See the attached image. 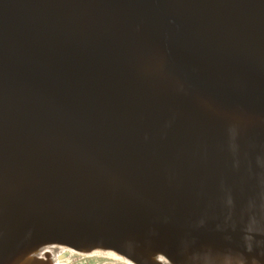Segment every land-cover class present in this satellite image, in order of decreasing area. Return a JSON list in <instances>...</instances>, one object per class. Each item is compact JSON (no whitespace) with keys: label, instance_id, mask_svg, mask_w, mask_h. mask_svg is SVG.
Masks as SVG:
<instances>
[{"label":"water","instance_id":"water-1","mask_svg":"<svg viewBox=\"0 0 264 264\" xmlns=\"http://www.w3.org/2000/svg\"><path fill=\"white\" fill-rule=\"evenodd\" d=\"M0 126V264L264 263V0H0Z\"/></svg>","mask_w":264,"mask_h":264},{"label":"bare ground","instance_id":"bare-ground-1","mask_svg":"<svg viewBox=\"0 0 264 264\" xmlns=\"http://www.w3.org/2000/svg\"><path fill=\"white\" fill-rule=\"evenodd\" d=\"M212 16H217V13H211ZM228 22H221V21H215L212 25H210L209 30H211V32H215V34L219 33H223L221 30H223L224 28H227ZM235 26H237L234 23ZM238 39V38H237ZM110 64H112V62H109ZM109 63L104 64L101 66V69H103L105 66H107ZM114 63V61H113ZM109 64V65H110ZM110 67V66H108ZM106 107V106H105ZM112 110H117L116 108H114L113 106H108L107 110L109 113ZM105 112L102 111V117H104ZM100 120H104L105 122H107L106 119H101ZM90 125L94 123V125L92 126L93 128L96 126L97 124V120L91 119L89 121ZM64 127L69 131V132H73V128L70 125L69 121L65 120L64 121ZM5 128H3V126H0V139L5 138V136L7 134H9V132H6L5 134ZM44 137H48V135L46 133L43 134ZM28 137L29 134L27 135ZM240 162H242L240 160ZM244 162V161H243ZM257 162V161H256ZM255 162V163H256ZM228 166L226 167L225 171L222 173L223 179H220L217 183L220 187H222L221 189H219L220 191H223L224 189H227L228 187H230L231 189L234 188L235 190H237L241 195H245V194H249L251 193V188L248 185V182H244L238 178L248 175L247 171H243V173H239L238 168L235 169V167L230 166L228 163H226ZM244 170V169H243ZM264 171V170H262ZM239 173V174H238ZM234 177H233V176ZM262 175V174H261ZM236 179V181H235ZM240 185V189L237 186ZM252 184H250L251 186ZM227 196H225L224 198H226ZM77 255V256H93V255H100V256H105L107 258H110L114 261V263L112 264H176L175 262H173L164 252L162 251H155L152 252L148 255H146V258L143 259L142 261L126 256L124 254H121L111 248H105V247H93L89 250H78L75 249L73 247H70L68 245L65 244H60L58 242H47V243H43L40 244L32 249H30L28 252H26L24 254V256L26 258H32L33 261L28 263V264H73L72 261H70L71 257ZM228 258H232L234 260L231 261V264H245L246 262H243L241 259H239L238 257H228ZM228 261V260H226ZM230 262V261H229ZM259 264H264L263 262H260Z\"/></svg>","mask_w":264,"mask_h":264},{"label":"rangeland","instance_id":"rangeland-1","mask_svg":"<svg viewBox=\"0 0 264 264\" xmlns=\"http://www.w3.org/2000/svg\"><path fill=\"white\" fill-rule=\"evenodd\" d=\"M70 261L73 264H112L114 261L110 258L100 255L93 256H77L74 255L71 257Z\"/></svg>","mask_w":264,"mask_h":264}]
</instances>
